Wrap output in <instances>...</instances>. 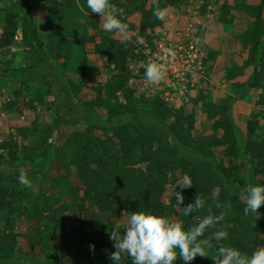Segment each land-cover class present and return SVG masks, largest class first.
Instances as JSON below:
<instances>
[{"label":"rangeland","instance_id":"374dc122","mask_svg":"<svg viewBox=\"0 0 264 264\" xmlns=\"http://www.w3.org/2000/svg\"><path fill=\"white\" fill-rule=\"evenodd\" d=\"M67 1L70 5L77 3V0ZM244 2L257 7L254 15L234 12L232 18L222 21L223 9L233 8L235 0H183L177 4L171 1L166 18L158 19L161 26L155 33L143 38V43H137L135 35L132 36L130 44L134 57L127 62L129 87L136 105L142 109H149L152 102L165 106L175 124L177 136L189 153H195L196 147L201 146L208 161L220 167L231 164L233 173L243 185L250 180H264L250 170V159L255 162L256 143L264 140V106L259 104L260 91L252 89L245 98L233 104L232 118L244 140L245 152L239 147L216 149L205 140L216 134L202 111V103H227L234 97V92L231 84L224 82V77L232 68L240 67L246 71V79L252 71L244 65L249 50L258 43V56L264 53V0ZM28 8L32 15L29 23L36 32L33 48L38 53L48 51L49 40L53 38L51 29L56 27L51 1L28 0ZM146 9L153 13L151 0ZM9 13L19 16L21 27L15 46L0 51V127L5 130L0 134V141L15 140L18 149L0 151V172L20 175L24 171L32 186L20 185L17 189L23 196L15 204L17 211L14 215L0 213V234L13 231L16 235L14 253L32 261L3 264H86V253L92 251L89 245H94L98 238L95 234H109L118 223L123 225L125 216L122 213L126 210L118 208L111 214L89 204L72 162L81 155L80 151H68L67 165L56 161L66 139L76 131L83 132L85 127L71 124V114L62 104L54 83L48 89L42 80L26 75L25 70L34 64L30 56L32 51L21 43L22 28L29 21L28 14L17 0H0V34ZM141 19L135 14L126 21L130 28H134L132 33L140 29ZM77 23L82 26L80 34L84 31V34L96 36L95 43L88 44L84 51L88 60L85 76L81 78L76 73L83 54L77 46L67 72L63 73L62 61L53 56L49 66L74 85V101L87 104L99 116L108 118L114 115V111L98 102L106 91L112 68L105 58L101 38L106 36L119 42L121 38L117 33L104 31L97 14L83 13L82 20ZM75 27L79 30L78 26ZM167 48L175 52L174 59L165 55L164 49ZM149 60L166 65L165 77L158 83H149L145 78V65ZM249 121L259 124L257 140L247 139ZM34 122L36 128L32 129ZM144 123L148 134L156 139L164 138L151 123ZM23 128L30 130L27 139H23L18 131ZM96 135L102 139L112 137L110 133ZM164 140L172 146L169 138ZM112 141L117 147L121 144L120 138H112ZM201 169L200 166L196 171L199 179ZM145 173L157 184L163 178V171L157 164H152ZM185 173V167L178 162H174L168 172V184L162 197L167 217L178 218L186 204L187 188H179L183 186ZM155 186L147 185L149 198ZM241 188L222 184L217 195L232 198L236 209L243 213L245 205L240 199ZM175 191L184 197L180 206L176 204ZM172 198L174 205H171ZM212 214L219 215L220 212L214 210ZM206 250L213 251L212 245ZM212 255V252L208 253L210 258ZM174 264L182 262L175 261Z\"/></svg>","mask_w":264,"mask_h":264},{"label":"trees","instance_id":"16d2710c","mask_svg":"<svg viewBox=\"0 0 264 264\" xmlns=\"http://www.w3.org/2000/svg\"><path fill=\"white\" fill-rule=\"evenodd\" d=\"M53 12L52 28L53 38L49 40V50L38 53L33 48L35 29L30 25L32 15L28 8V0H17L24 11L28 14L25 27L22 28L21 43L25 49H30V56L33 60V67L25 70L26 75L33 79L42 80L48 89L54 83L58 87L61 101L64 107L71 114V124L83 125V132H74L66 139L63 147L57 153L55 159L58 162L69 164L67 154L69 150L80 151L81 155L75 157L72 162L76 174L81 182L82 190L88 196V202L93 207H98L103 212L114 213L116 209H125L128 214L132 211L151 209L157 215H166L162 197L168 184V172L174 162L182 164L186 173L183 176L189 177L192 183L186 189V204L193 202L195 195H202L205 206L199 211H194L185 217L182 212L177 217L182 221L185 228L196 223L208 210L211 212H226L227 229L229 236L226 241L220 244L231 245L244 253L250 254L257 247L264 246V207L258 210L263 219L255 220L253 214L247 217L239 212L234 200L230 197H221V185H236L243 187L242 182L237 180L233 173L232 165L220 167L216 163L207 160L205 151L201 146L196 147L195 153H189L188 148L181 142L176 134L174 122L170 119V113L165 106L159 102H152L149 109L138 107L134 101L133 92L129 87V72L127 62L134 57L130 43H121L110 37L102 36L101 42L105 52V58L112 66L110 76L106 82V91L98 102L100 106L114 111V115L103 118L97 111L81 102L73 99L74 85L62 78L57 70L49 66V60L62 61L63 73L69 69L76 46L81 48L83 54L78 63L77 75L83 78L87 70V55L84 52L88 44L95 43L96 36L80 34L82 26L77 23L82 20L83 13L92 14L87 8L86 0H77L76 4H69L67 0H50ZM149 0H111L118 7L124 8L123 22L130 19L132 15L141 16L140 29L137 31L144 39L155 33L161 22L146 9ZM175 4L183 0H160V6L168 7L170 2ZM257 11L255 5L246 4L244 0H235L233 8H224L222 21L233 17L234 12H242L246 15H254ZM24 26V25H23ZM75 26H78L76 29ZM19 26V16L9 13L4 19L0 34V51L12 49L15 44ZM133 31L134 28H130ZM42 66H41V65ZM246 68H251V73L244 79L246 71L240 67L232 68L224 77V82L230 83L234 97L225 104L202 103V111L208 121L211 122L215 136L205 138L212 143L216 149L224 148L230 150L239 147L245 152L246 146L240 130L232 118L233 104L236 100L246 97L247 93L254 89L260 91L259 104L264 106V53L258 56V43L249 50L248 60L244 63ZM243 79V80H242ZM151 123L166 139H170L172 146L168 145L164 138H154L145 131L144 122ZM36 128L35 122L32 129ZM259 124L256 121L247 123V139H259L257 134ZM23 139H27L28 132L25 128L18 130ZM96 133L108 134L112 137L102 139ZM50 137L48 136L47 139ZM112 138H120V146H115ZM157 145V146H156ZM18 149L15 140L0 141V151H11ZM152 164L160 165L163 171V178L157 184L145 173L150 170ZM201 169V178L196 176V171ZM250 170L258 178L264 177V140H259L255 146V162L250 159ZM18 174L3 175L0 172V213L14 215L15 204L22 198L23 194L18 192L20 184ZM253 185H264V180H250ZM156 184L150 198L147 193V185ZM231 203V210L223 207ZM174 198L171 205H174ZM219 203L221 207H216ZM232 212V213H230ZM40 213V211L38 212ZM230 215V216H229ZM260 215V216H261ZM222 223V224H223ZM255 224V227L253 226ZM221 226V225H220ZM219 226V227H220ZM219 227H210L206 230L202 239L209 240L213 255L219 246L211 239V233ZM94 251L87 252L86 264H113L110 259L114 251L113 242L108 233L95 234ZM16 235L13 231H6L0 234V264L16 261H32L29 258H22L14 253ZM182 264V259H177ZM175 262V261H174ZM213 264L210 257L197 256L190 264ZM131 264V261H127Z\"/></svg>","mask_w":264,"mask_h":264},{"label":"clouds","instance_id":"9594fccd","mask_svg":"<svg viewBox=\"0 0 264 264\" xmlns=\"http://www.w3.org/2000/svg\"><path fill=\"white\" fill-rule=\"evenodd\" d=\"M123 2V0H121ZM87 8L90 12L97 14L102 21V27L106 32L117 33L121 38V43H131L132 36L135 35L137 43H143V37L139 32L132 33L129 25L123 22L124 8L118 7L111 0H86ZM154 6L153 15L164 20L168 14L166 7L160 6V0H151ZM166 56L175 58V52L171 48L164 49ZM166 74V65L149 60L145 65V78L149 83L160 82ZM18 182L23 187H31L32 182L24 171L20 172ZM192 186L189 177H184V183L179 188H190ZM178 206L183 204L184 197L179 191L174 193ZM240 199L244 203L243 213L247 217L249 214L255 216V220L260 219L258 211L264 205V185H253L251 182L241 188ZM206 203L202 195L196 194L193 202L185 205L181 210L187 217L194 211L204 208ZM216 207H221L219 203ZM223 207L230 209L231 203H226ZM123 225L117 224L110 231L109 238L113 242L114 251L110 259L113 264H174L178 258L185 264H190L197 256L209 257L206 249L211 247L209 240L202 239L208 228L221 225L211 233V239L218 243L214 255L211 256L213 264H264V246L257 247L250 254L240 251L231 245L220 244L228 239L227 229L229 224L223 223L226 212L213 215L211 209L207 215L201 217L195 225L185 228L179 218H170L164 215H157L151 209L132 211L130 214L125 211ZM255 227V224L253 225ZM121 228L123 231H121ZM94 251V245H89Z\"/></svg>","mask_w":264,"mask_h":264},{"label":"crops","instance_id":"0c3cea01","mask_svg":"<svg viewBox=\"0 0 264 264\" xmlns=\"http://www.w3.org/2000/svg\"><path fill=\"white\" fill-rule=\"evenodd\" d=\"M3 132L5 133V130H3V129L0 127V134L3 133Z\"/></svg>","mask_w":264,"mask_h":264}]
</instances>
